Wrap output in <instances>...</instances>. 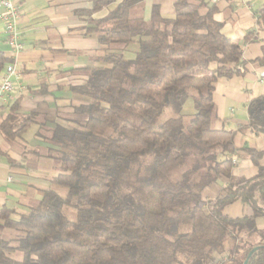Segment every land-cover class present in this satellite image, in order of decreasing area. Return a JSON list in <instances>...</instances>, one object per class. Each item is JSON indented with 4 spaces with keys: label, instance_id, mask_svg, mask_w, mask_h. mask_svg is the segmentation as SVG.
Masks as SVG:
<instances>
[{
    "label": "trees",
    "instance_id": "obj_1",
    "mask_svg": "<svg viewBox=\"0 0 264 264\" xmlns=\"http://www.w3.org/2000/svg\"><path fill=\"white\" fill-rule=\"evenodd\" d=\"M146 1L90 0V10L76 11L103 51L97 65L72 70L85 77L70 91L86 101L77 109L86 119L37 133L60 168L27 213L0 211V264H245L264 247L256 225L264 217V168L232 180L209 205L202 199L233 168V133L212 127L214 93L219 79L243 74L236 68L242 46L224 34L206 0H177L172 19L154 6L149 22L136 12ZM257 16L264 33V5ZM254 62L264 65V45ZM8 63L0 52V74ZM192 90L195 114L186 123ZM8 108L0 113V139L20 145L38 119L22 115L18 102ZM169 109L177 116L162 120ZM248 113L250 127L263 133L264 96L250 102ZM248 152L258 163L262 154ZM148 158L142 176L137 167ZM238 201L252 214L228 216L226 208ZM248 264H264V248Z\"/></svg>",
    "mask_w": 264,
    "mask_h": 264
},
{
    "label": "crops",
    "instance_id": "obj_2",
    "mask_svg": "<svg viewBox=\"0 0 264 264\" xmlns=\"http://www.w3.org/2000/svg\"><path fill=\"white\" fill-rule=\"evenodd\" d=\"M12 1L21 13L18 29L23 49L16 53L8 46L0 19V52L10 59L8 65L13 64L18 72V77L13 78L17 86L9 107L18 102L19 112L36 115L38 124L29 129L20 145L3 143L6 155L0 157V211L7 207L24 214L41 200L51 187V179L58 175L54 160L48 157L50 146L39 139L37 133L58 124L68 125L86 119L77 113L86 101L70 91L72 85L82 84L85 77L72 70L97 65L103 51L96 38L85 35L86 17L76 14L77 10H90V0ZM176 1L147 0L136 12L149 22L153 7L158 6L163 18L172 19ZM206 1L217 9L215 19L223 24L224 34L242 46L243 54L242 64L236 67L243 74L222 78L216 83L212 127L233 133L237 152L231 157L230 176L221 175L216 183L203 190L202 199L209 205L224 195V189L232 180H249L264 168V132L256 133L250 127L248 113L250 102L264 96V65L254 62L262 56L264 45V33L258 27L257 16L264 0H221L216 5ZM2 12L0 8V14ZM189 106L194 115L191 99L187 100L184 111ZM9 109L7 107L2 113ZM249 150L262 154L258 163L252 160ZM225 213L232 218H244L252 211L238 201L228 206ZM256 225L259 231H264V217L258 218ZM225 264H232V261L229 259Z\"/></svg>",
    "mask_w": 264,
    "mask_h": 264
},
{
    "label": "built area",
    "instance_id": "obj_3",
    "mask_svg": "<svg viewBox=\"0 0 264 264\" xmlns=\"http://www.w3.org/2000/svg\"><path fill=\"white\" fill-rule=\"evenodd\" d=\"M212 5L218 4L221 0H210ZM0 8L3 12L0 14V19L4 24L5 34L7 36V44L14 52H20L23 49L20 32L18 29V21L20 19V9L12 0H3L0 2ZM18 77L16 67L11 64L6 67L5 74L0 79V113H2L12 103V93L16 89V82L13 78ZM264 80V74L262 75ZM12 179L9 178L10 182ZM223 260H219L216 264H223Z\"/></svg>",
    "mask_w": 264,
    "mask_h": 264
},
{
    "label": "rangeland",
    "instance_id": "obj_4",
    "mask_svg": "<svg viewBox=\"0 0 264 264\" xmlns=\"http://www.w3.org/2000/svg\"><path fill=\"white\" fill-rule=\"evenodd\" d=\"M196 94H197V91L196 90L190 91L189 98L188 99H191L193 101V97L196 96ZM186 103H187V101H186ZM185 106H186V104L184 105V107ZM192 114H193L192 113V107L189 106L188 108H185V111L183 109V115H184V119H185L184 121L186 123H188L190 121V119L193 117ZM176 116H177L176 113L173 110L169 109V110H167V112L165 113V115L162 116V120H167V119H170V118H173V117H176ZM0 142L1 143H5V141H4L3 138L0 139ZM1 143H0V146L2 147L3 150H5V148H4L5 146H3ZM150 163H151V160H149V158H148V159H145V160L142 161V166L141 167H137V169L141 170V175L142 176H144V174L149 169ZM58 165H59L58 163H56V165H55L56 166L55 167L56 173L58 172V170L60 168V166L58 167ZM189 167H190V163H188V164H186L184 166H181V167L175 169L174 171H172L170 173V179L173 180V181H176L177 179L180 178L181 173L184 172L185 170H187ZM54 190L58 194H60L61 196H65L66 195V191H67L65 188H62V187H54ZM66 214H67V216L70 219L75 220L76 216H75V211L74 210L67 208L66 209ZM6 232L7 233H12L14 231L6 230ZM5 236L7 238H9L10 237V234H6ZM21 258H22V255L18 253L16 255V259L19 260Z\"/></svg>",
    "mask_w": 264,
    "mask_h": 264
},
{
    "label": "water",
    "instance_id": "obj_5",
    "mask_svg": "<svg viewBox=\"0 0 264 264\" xmlns=\"http://www.w3.org/2000/svg\"><path fill=\"white\" fill-rule=\"evenodd\" d=\"M264 247H258V248H255L249 255L248 259L246 260L245 264H248L250 258L254 255V253H256L257 251H259L260 249H262Z\"/></svg>",
    "mask_w": 264,
    "mask_h": 264
}]
</instances>
